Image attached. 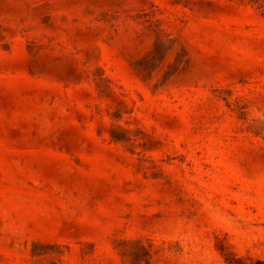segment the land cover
Segmentation results:
<instances>
[{"label":"rangeland","instance_id":"rangeland-1","mask_svg":"<svg viewBox=\"0 0 264 264\" xmlns=\"http://www.w3.org/2000/svg\"><path fill=\"white\" fill-rule=\"evenodd\" d=\"M0 264H264V0H0Z\"/></svg>","mask_w":264,"mask_h":264}]
</instances>
